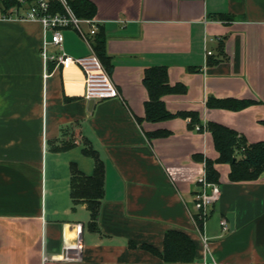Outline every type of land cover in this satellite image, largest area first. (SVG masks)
<instances>
[{"label":"crops","instance_id":"obj_1","mask_svg":"<svg viewBox=\"0 0 264 264\" xmlns=\"http://www.w3.org/2000/svg\"><path fill=\"white\" fill-rule=\"evenodd\" d=\"M92 1L119 97L86 98L78 65L50 60L45 75L42 23L5 16L0 0V264H264V172L232 181L230 164L216 163L221 198L202 230L194 219L204 158L218 156L197 125L264 141V0ZM63 33L66 53L91 52L74 28ZM156 66L175 88L162 95L171 116L152 120L144 76ZM222 101L248 104L210 106ZM85 149L105 168L94 229L88 203L71 195L72 165L95 170ZM172 229L194 240V261L166 262L143 247L162 251ZM66 248L79 256L63 257Z\"/></svg>","mask_w":264,"mask_h":264},{"label":"trees","instance_id":"obj_2","mask_svg":"<svg viewBox=\"0 0 264 264\" xmlns=\"http://www.w3.org/2000/svg\"><path fill=\"white\" fill-rule=\"evenodd\" d=\"M52 4L54 11L64 10L60 2L53 1ZM69 4L79 17H95L96 5L92 0H69ZM7 5L9 6V4ZM98 34L99 30L92 39V45L105 67H108L104 38ZM144 82L148 86L151 96V100L146 105L147 118L158 120L170 117L171 113L162 100L163 94L175 88V86L169 84L167 69L162 66L147 68ZM218 103H211L210 106L239 108L248 104L246 101H238V103L233 104L227 101ZM182 114L185 116L191 115L193 124L199 121V115L196 111H184ZM198 125L200 129L204 128L202 124ZM205 126L212 134L214 145L218 152V156L215 159L211 157L204 158L208 182L219 181L220 173L216 168V163L221 162L230 164L229 178L232 181L254 180L264 172V141L247 144L235 129L215 121H210ZM85 152L94 156L96 160L95 170L93 174L87 175L75 163L72 165L71 195L73 203H79L80 201L88 203L92 217L90 227L94 229L97 226L96 221L99 217L105 191V168L103 160L95 150L85 149ZM238 154H241V157H237ZM196 216L198 225L202 230L204 220L199 217L200 213ZM143 247L156 253L166 262H191L196 257L194 240L181 230L172 229L166 232L162 251L150 244H144Z\"/></svg>","mask_w":264,"mask_h":264},{"label":"built area","instance_id":"obj_3","mask_svg":"<svg viewBox=\"0 0 264 264\" xmlns=\"http://www.w3.org/2000/svg\"><path fill=\"white\" fill-rule=\"evenodd\" d=\"M4 10L8 13L5 16H17L38 20L44 28V41L42 47V57L45 68V75L48 72V62L55 61L63 68L71 65H78L82 68L85 74V93L84 96L88 99H105L119 97L120 92L116 84L112 80L107 68L102 60L95 52L92 39L99 30V23L95 18L79 17L75 14L69 4V0H2ZM53 1L60 2L64 10L54 11ZM8 2V3H7ZM9 4V6L7 5ZM74 28L81 37H83L91 46L92 50L89 54L74 57L69 55L63 49L64 29ZM50 46L58 49V52L52 51ZM212 50L207 49V54H211ZM200 129V126L197 125ZM206 130V126H204ZM222 195V188L218 182H208L206 173L199 179V189L195 193V221L197 223V214L200 213V218L204 222L207 218L213 204L217 202ZM221 224L224 229L227 228V220L221 219ZM198 225V223H197ZM201 230L200 226L198 225ZM204 243L208 245V239L204 237ZM75 249L80 250L79 243L73 245ZM63 257L77 258V251L65 249ZM47 256L45 255V260ZM218 264V263H215Z\"/></svg>","mask_w":264,"mask_h":264},{"label":"rangeland","instance_id":"obj_4","mask_svg":"<svg viewBox=\"0 0 264 264\" xmlns=\"http://www.w3.org/2000/svg\"><path fill=\"white\" fill-rule=\"evenodd\" d=\"M51 49V48H50ZM197 223H198V221H197Z\"/></svg>","mask_w":264,"mask_h":264}]
</instances>
